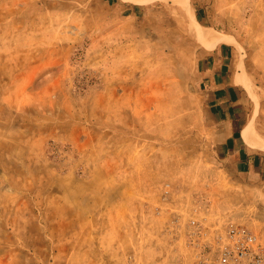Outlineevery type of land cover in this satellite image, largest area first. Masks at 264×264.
Segmentation results:
<instances>
[{
  "label": "rangeland",
  "instance_id": "rangeland-1",
  "mask_svg": "<svg viewBox=\"0 0 264 264\" xmlns=\"http://www.w3.org/2000/svg\"><path fill=\"white\" fill-rule=\"evenodd\" d=\"M186 1L234 37L264 138V0ZM199 42L175 2L0 0V264H201L229 223L264 244V177L215 150Z\"/></svg>",
  "mask_w": 264,
  "mask_h": 264
},
{
  "label": "crops",
  "instance_id": "crops-1",
  "mask_svg": "<svg viewBox=\"0 0 264 264\" xmlns=\"http://www.w3.org/2000/svg\"><path fill=\"white\" fill-rule=\"evenodd\" d=\"M124 1L137 3L144 0ZM192 15L199 20L197 13L192 12ZM200 45L195 89L213 119L208 130L215 150L220 149L224 155L221 160L227 159L238 174L248 176L254 182L264 177V149L251 145L245 134L247 125L251 124L244 121L245 113L241 107L247 99L245 83L249 80L236 59L233 44L221 42L211 48Z\"/></svg>",
  "mask_w": 264,
  "mask_h": 264
},
{
  "label": "built area",
  "instance_id": "built-area-1",
  "mask_svg": "<svg viewBox=\"0 0 264 264\" xmlns=\"http://www.w3.org/2000/svg\"><path fill=\"white\" fill-rule=\"evenodd\" d=\"M190 226L192 238L204 236L205 228L198 220H190ZM216 237L201 249V264H264V244L248 227L229 223Z\"/></svg>",
  "mask_w": 264,
  "mask_h": 264
},
{
  "label": "bare ground",
  "instance_id": "bare-ground-1",
  "mask_svg": "<svg viewBox=\"0 0 264 264\" xmlns=\"http://www.w3.org/2000/svg\"><path fill=\"white\" fill-rule=\"evenodd\" d=\"M166 2H175L178 3L182 9L184 10L186 20L188 23L189 30L191 34L204 45H215L216 43H233L234 40L231 36L227 35L224 32L215 30L210 26H206L205 24L198 21L190 12V4L186 0H162ZM246 88L248 90L251 89V85L249 82L245 83ZM244 85V86H245ZM245 134L247 135V139L251 145L264 149V138H261L254 134L251 130H249V125H247L245 129Z\"/></svg>",
  "mask_w": 264,
  "mask_h": 264
},
{
  "label": "trees",
  "instance_id": "trees-1",
  "mask_svg": "<svg viewBox=\"0 0 264 264\" xmlns=\"http://www.w3.org/2000/svg\"><path fill=\"white\" fill-rule=\"evenodd\" d=\"M197 17H198L199 21L202 20V17L200 16V14L198 12H197Z\"/></svg>",
  "mask_w": 264,
  "mask_h": 264
}]
</instances>
